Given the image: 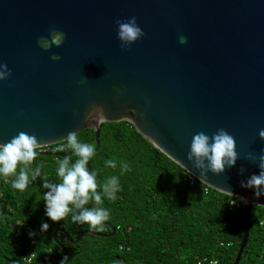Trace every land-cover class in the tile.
<instances>
[{
  "label": "water",
  "instance_id": "water-1",
  "mask_svg": "<svg viewBox=\"0 0 264 264\" xmlns=\"http://www.w3.org/2000/svg\"><path fill=\"white\" fill-rule=\"evenodd\" d=\"M133 16L145 36L124 50L115 21ZM53 29L65 41L45 51L38 40ZM4 63L12 75L0 81V143L24 131L41 148L93 128L98 150L102 122L128 121L202 183L243 200L244 234L232 264L239 263L251 205L264 206V196L241 186L260 171L246 154L264 152V0H0ZM96 105L105 118L86 122ZM220 128L235 137L240 159L222 174L201 177L188 159L192 138ZM105 225L109 233L86 229L75 239L55 229L63 254L46 253L41 262L66 258L58 232L76 243L87 233L112 236L115 227Z\"/></svg>",
  "mask_w": 264,
  "mask_h": 264
},
{
  "label": "trees",
  "instance_id": "trees-1",
  "mask_svg": "<svg viewBox=\"0 0 264 264\" xmlns=\"http://www.w3.org/2000/svg\"><path fill=\"white\" fill-rule=\"evenodd\" d=\"M81 141L95 145L93 128L77 133ZM66 140L39 148L33 167L44 178L59 180L58 161L69 152ZM74 155V154H73ZM117 161L113 169L106 160ZM129 165L121 171L120 162ZM98 183L110 176L120 178L121 191L115 201L104 198L101 207L110 212L107 221L115 227L112 236L87 233L70 243L64 233L57 239L67 249L63 260L45 258L48 264H232L244 234L243 209L229 208L234 196L217 191L188 173L145 139L128 121L100 125V144L90 162ZM14 177H0V264H43L46 253L62 255L53 237L64 229L72 239L86 224L66 220L53 222L45 215L42 179L20 191L12 187ZM91 204L89 205V207ZM49 223L41 233V221ZM93 231V230H91ZM111 230L105 225L100 233ZM30 232H35L33 237ZM238 264H264V206L251 205L247 243Z\"/></svg>",
  "mask_w": 264,
  "mask_h": 264
},
{
  "label": "clouds",
  "instance_id": "clouds-1",
  "mask_svg": "<svg viewBox=\"0 0 264 264\" xmlns=\"http://www.w3.org/2000/svg\"><path fill=\"white\" fill-rule=\"evenodd\" d=\"M117 25V39L124 50H130L131 46L145 36L144 30L139 26L135 16L115 21ZM66 38V34L58 29H53L47 37L38 40L39 46L48 51L60 47ZM187 37L181 35V44L187 43ZM53 60H60L58 54H53ZM12 72L6 63L0 64V81L11 77ZM105 118L103 107L93 106L85 117V121ZM259 136L264 139V129L260 130ZM40 142L35 134L21 131L6 143H0V177H14L12 187L20 191L26 190L30 184L42 179V193L45 205V215L53 222L66 220L71 215L73 223L86 224L90 230L103 231L105 222L110 219L108 209L101 207L104 198L115 201L121 191L119 176H110L103 184L98 183L97 173L89 167L90 162L97 154L96 146L80 140L76 132H69L66 136L64 147L70 150V154L58 161L56 169L59 180L49 181L42 175L39 166L33 167L34 162L40 155ZM74 154V155H73ZM245 158L260 169L258 174H252L246 181H241V186L254 190L257 198L264 196V152L257 154L249 151ZM189 161L193 167L199 170L201 177H207L208 173L222 174L227 169L236 166L240 159L237 151L235 137L227 130L220 128L216 133L209 136L201 131L194 134ZM105 164L110 168H117L116 160L109 159ZM121 171H126L129 165L120 162ZM244 171L243 168L240 170ZM91 206L89 207V205ZM50 225L42 220L40 231L46 233ZM30 232L29 236H35Z\"/></svg>",
  "mask_w": 264,
  "mask_h": 264
},
{
  "label": "built area",
  "instance_id": "built-area-1",
  "mask_svg": "<svg viewBox=\"0 0 264 264\" xmlns=\"http://www.w3.org/2000/svg\"><path fill=\"white\" fill-rule=\"evenodd\" d=\"M187 173H188V178L190 179L191 182H194L197 179L193 174H191L189 172H187ZM242 206H243V200L241 198L234 197V198L230 199V201H229V208L231 210H233L234 212H237L239 209L242 208ZM210 263L215 264L216 262L213 261Z\"/></svg>",
  "mask_w": 264,
  "mask_h": 264
}]
</instances>
